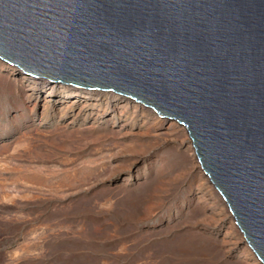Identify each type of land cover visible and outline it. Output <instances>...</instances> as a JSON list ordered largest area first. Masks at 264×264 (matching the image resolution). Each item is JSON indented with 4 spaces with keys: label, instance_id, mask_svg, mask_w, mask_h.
<instances>
[{
    "label": "rangeland",
    "instance_id": "obj_1",
    "mask_svg": "<svg viewBox=\"0 0 264 264\" xmlns=\"http://www.w3.org/2000/svg\"><path fill=\"white\" fill-rule=\"evenodd\" d=\"M65 86L0 59V264H263L184 125Z\"/></svg>",
    "mask_w": 264,
    "mask_h": 264
},
{
    "label": "water",
    "instance_id": "obj_2",
    "mask_svg": "<svg viewBox=\"0 0 264 264\" xmlns=\"http://www.w3.org/2000/svg\"><path fill=\"white\" fill-rule=\"evenodd\" d=\"M0 59L184 125L264 264V0H0Z\"/></svg>",
    "mask_w": 264,
    "mask_h": 264
},
{
    "label": "bare ground",
    "instance_id": "obj_3",
    "mask_svg": "<svg viewBox=\"0 0 264 264\" xmlns=\"http://www.w3.org/2000/svg\"><path fill=\"white\" fill-rule=\"evenodd\" d=\"M40 80H42V79H40ZM37 83L40 84L39 82H37ZM52 83H54V82H52ZM35 87L37 88L38 86H35ZM59 87L62 88L63 86L53 85L52 88H50L51 89L50 93H55L56 92L55 88L58 89ZM65 89L68 91V93H71L72 95H77V94H81V93H88V95H90V96L99 95L98 93L96 94V92H95V91H99V90L82 89V88L68 86V85L65 86ZM87 90H89V91H87ZM100 92H106V91H100Z\"/></svg>",
    "mask_w": 264,
    "mask_h": 264
}]
</instances>
